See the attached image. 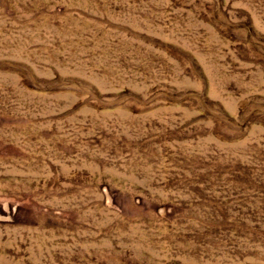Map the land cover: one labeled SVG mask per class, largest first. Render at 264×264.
<instances>
[{
  "label": "rangeland",
  "instance_id": "obj_1",
  "mask_svg": "<svg viewBox=\"0 0 264 264\" xmlns=\"http://www.w3.org/2000/svg\"><path fill=\"white\" fill-rule=\"evenodd\" d=\"M0 264H264V0H0Z\"/></svg>",
  "mask_w": 264,
  "mask_h": 264
}]
</instances>
